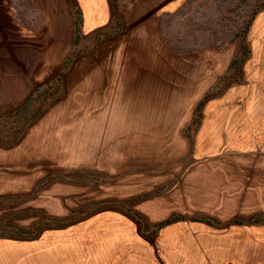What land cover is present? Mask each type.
Listing matches in <instances>:
<instances>
[{
	"label": "rangeland",
	"instance_id": "374dc122",
	"mask_svg": "<svg viewBox=\"0 0 264 264\" xmlns=\"http://www.w3.org/2000/svg\"><path fill=\"white\" fill-rule=\"evenodd\" d=\"M130 2L117 0L125 7ZM140 4L157 6L151 10L155 41L130 60L126 56L124 66L138 65L149 77L142 79L138 92L126 93L118 108L97 109L87 117L84 103L74 109L59 105L74 87L83 86L88 64L83 59L100 53L101 39L121 33L122 27L84 35L74 0H0V237H35L44 229L102 212L123 216L126 230L135 235L141 231L151 239L164 223L176 219L182 229H193L190 219L218 229L227 223L210 205L216 194L243 195L264 186V159L257 168L248 167L238 151L229 155L212 147L197 148L198 132L208 118L235 117L248 105L254 117L264 119V33L252 32L264 15V0ZM113 16L116 23H133L137 14ZM105 114L109 121L119 118L123 124L106 120L99 144L77 138L67 152L58 153L60 161L49 165H28L19 157L22 141L39 120L65 117L83 128L87 118ZM166 150L167 156L172 151L176 157L168 159ZM77 156H86V161L76 163L71 157ZM200 166L211 170L196 174L199 179L190 185L203 196L186 200V171ZM22 177H35L30 183L34 188H7ZM55 185H60V192L53 194L60 198L54 207L58 213L29 205ZM226 208L230 211L229 203ZM149 213L165 216L151 221ZM250 216L263 220L261 213ZM135 238L129 242L135 243ZM134 243L119 250L126 263L133 262Z\"/></svg>",
	"mask_w": 264,
	"mask_h": 264
},
{
	"label": "crops",
	"instance_id": "0c3cea01",
	"mask_svg": "<svg viewBox=\"0 0 264 264\" xmlns=\"http://www.w3.org/2000/svg\"><path fill=\"white\" fill-rule=\"evenodd\" d=\"M74 2L79 10L84 35L122 27L121 33H115L107 40L101 39L100 53H91L83 59L88 62L81 83L83 86L74 87L67 101L59 105L74 109L84 103L87 111L85 115L88 117L97 109L118 108L117 104L124 100V95L138 92L142 79L149 77L138 65L136 68H125L124 63L126 56L130 55V60L131 56L141 54L143 49L148 50L153 45L156 20L151 10L157 6L145 7L140 4V0H131L128 7L117 4V0ZM117 14H137V17L133 23H116L113 15ZM142 16L144 18L140 20ZM252 32L264 33V15L257 18ZM134 60L138 61L136 58ZM253 110L247 105L235 117L229 114L226 118L206 119L198 132L197 148L212 147L216 153L223 150L229 155L238 151L248 160L246 166L257 168L264 159V119L254 117ZM108 118L106 114L100 115L99 119L91 116L86 119L88 123L83 128L72 125L70 118L65 117L39 120L22 141L19 157L32 166L37 162L47 165L58 162L61 160L58 153L64 149L67 152L70 142L91 138L90 141L99 144L103 125L109 122H113L114 126L123 124L119 118L114 121ZM76 133H80L79 136ZM99 147L96 148V156ZM166 153L167 150L164 155ZM169 153L171 156L166 155L167 158L173 160L176 156L173 158L172 151ZM71 158L76 163L86 161V156ZM210 170L206 166L188 169L184 181V187L188 184V188L182 197L193 200L196 196H203L197 195L190 183L199 179L196 174ZM32 180V177L11 180L12 186L7 188L13 191L30 190L34 188V185L30 186ZM59 188L60 185L51 187L43 199L39 195L35 201L30 200L29 205L42 206L58 213L54 207L58 206L60 198L56 199L53 194L60 192ZM255 188L261 189L246 191L243 195L232 193L227 197L218 193L217 199L210 202L219 220L227 223V228L222 224L216 229L214 224L205 220L190 219L193 229H182V221L176 219L164 223L151 239V236L147 237L141 231L135 235L134 230H126L125 227L129 225L123 216L102 212L61 227L44 229L35 237H0V264H264V186L261 184ZM171 196L176 197V193ZM180 197L181 194L178 195ZM227 203L230 211L226 208ZM238 213L244 214L246 218H239ZM253 213H261L263 220L247 221ZM164 216L150 214V220H163ZM223 227L225 229L221 230ZM135 236L133 243L137 247L133 258L130 256L133 262L126 263L125 254L119 250L133 244L129 240Z\"/></svg>",
	"mask_w": 264,
	"mask_h": 264
},
{
	"label": "trees",
	"instance_id": "16d2710c",
	"mask_svg": "<svg viewBox=\"0 0 264 264\" xmlns=\"http://www.w3.org/2000/svg\"><path fill=\"white\" fill-rule=\"evenodd\" d=\"M252 219L250 218V219H248L247 221H251ZM252 221H259L258 219H254V220H252ZM168 222H170V221H168Z\"/></svg>",
	"mask_w": 264,
	"mask_h": 264
},
{
	"label": "bare ground",
	"instance_id": "6f19581e",
	"mask_svg": "<svg viewBox=\"0 0 264 264\" xmlns=\"http://www.w3.org/2000/svg\"><path fill=\"white\" fill-rule=\"evenodd\" d=\"M257 70V69H256Z\"/></svg>",
	"mask_w": 264,
	"mask_h": 264
}]
</instances>
